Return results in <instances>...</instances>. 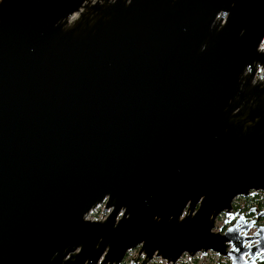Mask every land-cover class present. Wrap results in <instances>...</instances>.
Wrapping results in <instances>:
<instances>
[{"label": "water", "instance_id": "1", "mask_svg": "<svg viewBox=\"0 0 264 264\" xmlns=\"http://www.w3.org/2000/svg\"><path fill=\"white\" fill-rule=\"evenodd\" d=\"M213 1L0 0V264L264 260V209L225 227L264 192V8Z\"/></svg>", "mask_w": 264, "mask_h": 264}, {"label": "flooded vegetation", "instance_id": "2", "mask_svg": "<svg viewBox=\"0 0 264 264\" xmlns=\"http://www.w3.org/2000/svg\"><path fill=\"white\" fill-rule=\"evenodd\" d=\"M213 6L217 5V21L221 20V23L225 21L228 13H233L234 15H240L238 23L236 24V30L237 31H245L249 30V27L246 24V21L244 19V15L248 14L249 11L253 12L254 10H261L264 8V0H224V2H221V0H214ZM213 8V7H212ZM222 13L224 15H222ZM221 18V19H220ZM260 47L264 46V35L260 39ZM260 191L253 192L251 194H248L246 196L244 195H238L233 199V208L232 212L234 213L233 217L231 218V221L227 222L225 224V227L231 223H234L236 219H240L241 224H246L249 221L256 218L257 213L264 209V205H261L259 202ZM198 206L195 205V208ZM126 211V206L120 203H113L111 201L110 195L106 194L101 202H99L95 207L89 210L87 213V218L89 219H105L107 218L110 222L118 223L119 220L122 218L124 212ZM186 208L183 209V214L185 213ZM182 214V215H183ZM220 217L222 221H225L226 219H230V215H226L224 212H221L217 218ZM113 218V219H112ZM153 218L155 220L156 229L159 228V222L162 219V217L155 212L153 214ZM258 224H264V216L259 217V219L256 221ZM142 240L137 243L135 246L128 248L124 255L122 256L121 260L117 264H138L142 261V258L144 256L143 251H140ZM79 247L73 249V251H77ZM106 249H108V245H106ZM199 252V251H198ZM197 253V252H196ZM187 253H183L182 255H185ZM104 253L100 256L98 263L102 259ZM188 255V254H187ZM69 256V253L67 254V257ZM222 256V255H221ZM159 256H154L152 259L147 262V264L152 263L155 259L158 260L157 264H168L167 261L165 263L164 259ZM163 259V260H162ZM255 264H264V260L256 259ZM97 263V264H98ZM103 264H108V261L104 262ZM231 264V262H230Z\"/></svg>", "mask_w": 264, "mask_h": 264}, {"label": "built area", "instance_id": "3", "mask_svg": "<svg viewBox=\"0 0 264 264\" xmlns=\"http://www.w3.org/2000/svg\"><path fill=\"white\" fill-rule=\"evenodd\" d=\"M185 255H186L185 256L186 258H183L184 255H182L181 257L183 259L180 257L178 260L181 264H186V262H188V261H189V263H187V264H230V262H231L228 257L221 256L214 251H208L206 254H202L200 252H197L193 256H189L187 254H185ZM164 261H165V259H164ZM157 262L155 264H157ZM165 263H166V261H165ZM167 263L171 264L169 262H167Z\"/></svg>", "mask_w": 264, "mask_h": 264}, {"label": "rangeland", "instance_id": "4", "mask_svg": "<svg viewBox=\"0 0 264 264\" xmlns=\"http://www.w3.org/2000/svg\"><path fill=\"white\" fill-rule=\"evenodd\" d=\"M222 223H223L222 219H221L220 217H218L217 220H216V226H215V227L218 228ZM185 256H186V255H184L183 258H186ZM181 258H182V257H181ZM183 258H182V259H183ZM156 261H158V260L155 259L154 261H152V263L150 262V264H155ZM181 261H182V260H181ZM187 263H189V261L186 262V264H187ZM176 264H181V263L178 261Z\"/></svg>", "mask_w": 264, "mask_h": 264}, {"label": "trees", "instance_id": "5", "mask_svg": "<svg viewBox=\"0 0 264 264\" xmlns=\"http://www.w3.org/2000/svg\"><path fill=\"white\" fill-rule=\"evenodd\" d=\"M260 196H261V198L259 199V203L261 204V205H264V192H262V191H260Z\"/></svg>", "mask_w": 264, "mask_h": 264}, {"label": "snow or ice", "instance_id": "6", "mask_svg": "<svg viewBox=\"0 0 264 264\" xmlns=\"http://www.w3.org/2000/svg\"><path fill=\"white\" fill-rule=\"evenodd\" d=\"M245 264H246V262H245ZM253 264H254V262H253Z\"/></svg>", "mask_w": 264, "mask_h": 264}, {"label": "bare ground", "instance_id": "7", "mask_svg": "<svg viewBox=\"0 0 264 264\" xmlns=\"http://www.w3.org/2000/svg\"><path fill=\"white\" fill-rule=\"evenodd\" d=\"M264 72V71H263Z\"/></svg>", "mask_w": 264, "mask_h": 264}]
</instances>
